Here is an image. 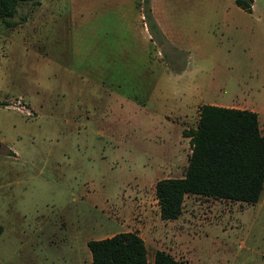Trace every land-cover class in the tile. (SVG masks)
<instances>
[{
	"label": "rangeland",
	"instance_id": "obj_1",
	"mask_svg": "<svg viewBox=\"0 0 264 264\" xmlns=\"http://www.w3.org/2000/svg\"><path fill=\"white\" fill-rule=\"evenodd\" d=\"M149 2L158 28L145 0H27L0 20V264H93L88 241L124 230L148 264H264V190L187 195L174 220L156 197L201 105L256 111L264 133V0Z\"/></svg>",
	"mask_w": 264,
	"mask_h": 264
},
{
	"label": "trees",
	"instance_id": "obj_2",
	"mask_svg": "<svg viewBox=\"0 0 264 264\" xmlns=\"http://www.w3.org/2000/svg\"><path fill=\"white\" fill-rule=\"evenodd\" d=\"M27 0H0V20L14 18L18 6ZM252 12L254 0H235ZM145 0V18L158 28ZM191 154L184 176L157 181L156 197L163 219H177L187 195L257 203L264 190V133L259 114L250 109L205 103L200 106L195 128L185 131ZM88 246L93 264H148L144 239L135 231L91 239ZM155 264H186L172 254L158 250Z\"/></svg>",
	"mask_w": 264,
	"mask_h": 264
},
{
	"label": "built area",
	"instance_id": "obj_3",
	"mask_svg": "<svg viewBox=\"0 0 264 264\" xmlns=\"http://www.w3.org/2000/svg\"><path fill=\"white\" fill-rule=\"evenodd\" d=\"M12 106L17 108L18 110H20L21 112H23L27 115L32 114V110L26 106V104L23 102V100L21 98H17V100L13 103Z\"/></svg>",
	"mask_w": 264,
	"mask_h": 264
},
{
	"label": "crops",
	"instance_id": "obj_4",
	"mask_svg": "<svg viewBox=\"0 0 264 264\" xmlns=\"http://www.w3.org/2000/svg\"><path fill=\"white\" fill-rule=\"evenodd\" d=\"M254 5V4H253ZM253 11V10H252ZM208 104H215V105H219V103H215V102H210V103H208ZM220 106H222V105H220ZM226 107H228V106H226ZM230 107H233V106H230ZM237 108V107H236ZM13 152V151H12ZM14 154H15V152H13ZM124 231H127V230H124Z\"/></svg>",
	"mask_w": 264,
	"mask_h": 264
}]
</instances>
